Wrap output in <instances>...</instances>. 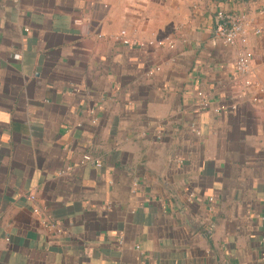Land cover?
Instances as JSON below:
<instances>
[{"label": "crops", "instance_id": "crops-1", "mask_svg": "<svg viewBox=\"0 0 264 264\" xmlns=\"http://www.w3.org/2000/svg\"><path fill=\"white\" fill-rule=\"evenodd\" d=\"M263 239L264 0H0V264H264Z\"/></svg>", "mask_w": 264, "mask_h": 264}, {"label": "built area", "instance_id": "built-area-1", "mask_svg": "<svg viewBox=\"0 0 264 264\" xmlns=\"http://www.w3.org/2000/svg\"><path fill=\"white\" fill-rule=\"evenodd\" d=\"M215 20H216V24H215L214 34L219 40H221L225 44H235L240 40L241 41L245 40L248 31L251 30L248 29L250 23H249L248 15L246 13L220 10L216 13ZM259 32H260L259 29H255V33H259ZM119 38L123 43L128 45L135 43L132 42L127 37L125 30H123L120 33ZM159 44L162 45L164 43L160 42ZM252 60H253V52L249 49L242 50L235 60L234 67L237 74L243 78L244 91H246V89H248L251 86V83L249 79H247V77L252 69ZM198 95H199L201 107L203 109H207L209 107V97L205 95L203 92H200ZM161 134H162L161 131H159L157 139H161ZM102 163L103 162L100 158L93 156L91 153L83 154L80 160L81 165L92 164L96 167H101ZM190 196H193V193H190ZM31 197L33 199L35 198V196L33 195ZM210 200H213V198H211ZM34 211L38 214L41 212L39 207H35ZM43 223L46 227L54 226L52 222L49 221L48 219H44Z\"/></svg>", "mask_w": 264, "mask_h": 264}]
</instances>
